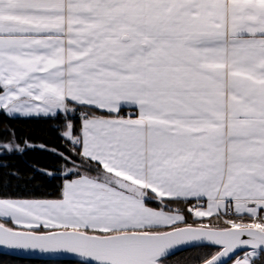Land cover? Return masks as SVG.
Segmentation results:
<instances>
[{
	"label": "snow or ice",
	"instance_id": "6c2138e0",
	"mask_svg": "<svg viewBox=\"0 0 264 264\" xmlns=\"http://www.w3.org/2000/svg\"><path fill=\"white\" fill-rule=\"evenodd\" d=\"M0 111L71 146L53 198L0 194V248L264 264V0H0ZM9 136L0 160L36 147Z\"/></svg>",
	"mask_w": 264,
	"mask_h": 264
},
{
	"label": "trees",
	"instance_id": "16d2710c",
	"mask_svg": "<svg viewBox=\"0 0 264 264\" xmlns=\"http://www.w3.org/2000/svg\"><path fill=\"white\" fill-rule=\"evenodd\" d=\"M61 125L51 118H14L7 116L0 111V143H4L12 137L10 131L15 132L16 142L22 143L27 140L36 147L26 149L23 155L10 156L6 160H0V194H7L13 198H53L62 183L61 178H55L61 165L59 157L51 149L64 151L70 146L69 142L62 138ZM44 145L46 147H39ZM41 169H47L54 173V176L44 175ZM11 172L18 173V178L10 175ZM191 205H176L186 217L188 223L196 224L192 213L187 211ZM213 224L223 226L216 218L205 219ZM218 249L207 246H200L191 250L179 253L171 258L169 264H200V262L214 254ZM0 264H73L23 261L13 257L0 255Z\"/></svg>",
	"mask_w": 264,
	"mask_h": 264
},
{
	"label": "water",
	"instance_id": "95a60500",
	"mask_svg": "<svg viewBox=\"0 0 264 264\" xmlns=\"http://www.w3.org/2000/svg\"><path fill=\"white\" fill-rule=\"evenodd\" d=\"M200 246H207V245H196V246H183L181 249L177 250L176 254L191 250L193 248L196 247H200ZM207 247H213V248H217L218 246H207ZM0 255H5V256H9V257H13L16 259H20L23 261H38V262H55V263H73L74 261V257H72L70 254H65L61 257H50L49 255L46 254H11L10 250L7 249H3L0 248ZM174 255V256H175Z\"/></svg>",
	"mask_w": 264,
	"mask_h": 264
},
{
	"label": "crops",
	"instance_id": "0c3cea01",
	"mask_svg": "<svg viewBox=\"0 0 264 264\" xmlns=\"http://www.w3.org/2000/svg\"><path fill=\"white\" fill-rule=\"evenodd\" d=\"M14 118H38V117H14ZM194 203V202H193ZM154 206V205H153ZM211 218H215V217H211ZM205 219H210V218H204ZM194 220H196V218L194 217Z\"/></svg>",
	"mask_w": 264,
	"mask_h": 264
},
{
	"label": "rangeland",
	"instance_id": "374dc122",
	"mask_svg": "<svg viewBox=\"0 0 264 264\" xmlns=\"http://www.w3.org/2000/svg\"><path fill=\"white\" fill-rule=\"evenodd\" d=\"M222 223V222H221ZM9 226H11V225H9Z\"/></svg>",
	"mask_w": 264,
	"mask_h": 264
}]
</instances>
